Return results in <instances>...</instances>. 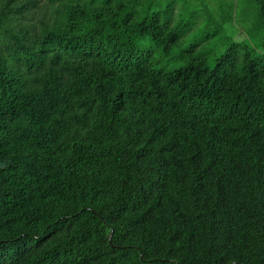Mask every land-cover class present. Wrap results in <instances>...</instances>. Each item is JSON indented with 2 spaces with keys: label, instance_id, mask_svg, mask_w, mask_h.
I'll use <instances>...</instances> for the list:
<instances>
[{
  "label": "trees",
  "instance_id": "1",
  "mask_svg": "<svg viewBox=\"0 0 264 264\" xmlns=\"http://www.w3.org/2000/svg\"><path fill=\"white\" fill-rule=\"evenodd\" d=\"M181 1L0 0V264H264V0Z\"/></svg>",
  "mask_w": 264,
  "mask_h": 264
},
{
  "label": "rangeland",
  "instance_id": "2",
  "mask_svg": "<svg viewBox=\"0 0 264 264\" xmlns=\"http://www.w3.org/2000/svg\"><path fill=\"white\" fill-rule=\"evenodd\" d=\"M229 2L230 0H183L179 2L175 12L179 17H176L174 23L177 24L179 20L183 22L191 20L193 24L190 30L181 37L171 54L179 53V51L187 53L189 47L196 44L191 55L203 56L209 66H212L214 60L223 53V39L236 36L232 26L226 25L223 28L219 26L222 13H225V16L228 13ZM214 31L217 33L213 34ZM145 43L148 45L147 41ZM153 60L157 67L166 71L183 66L182 63L167 64V59L156 51H154Z\"/></svg>",
  "mask_w": 264,
  "mask_h": 264
}]
</instances>
